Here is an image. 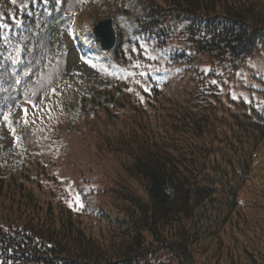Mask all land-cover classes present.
Instances as JSON below:
<instances>
[{"label":"trees","instance_id":"obj_1","mask_svg":"<svg viewBox=\"0 0 264 264\" xmlns=\"http://www.w3.org/2000/svg\"><path fill=\"white\" fill-rule=\"evenodd\" d=\"M98 1L133 19L135 39L118 29L109 57L123 73L75 127L97 154L100 113L119 127L106 153L125 176L96 181L109 196L94 210L56 193L57 159L30 155V112L62 78L72 15L93 3L0 0V127L20 111L24 152L11 207L0 203V264H264V0H139L132 18ZM158 58L176 67L172 97L144 69Z\"/></svg>","mask_w":264,"mask_h":264},{"label":"rangeland","instance_id":"obj_2","mask_svg":"<svg viewBox=\"0 0 264 264\" xmlns=\"http://www.w3.org/2000/svg\"><path fill=\"white\" fill-rule=\"evenodd\" d=\"M91 1L93 4L96 2L97 4H87L82 8L76 9L77 14L74 19L73 29L78 33L77 37H79L84 24L91 29L98 21L110 19L114 28V35L116 36L115 41L117 40L116 33L118 29L122 31L126 38H134L133 33L135 28L132 22L133 19L127 17V20H123V15H113L112 9L109 10L107 4H103L102 1ZM112 1L115 3H112V5L116 10L123 9L130 14L131 18L139 13V0ZM89 5L93 6V8ZM114 20L119 22L116 29L114 27ZM77 37L69 38L63 36L61 38L62 46H64L65 50L62 78L55 85L56 89L48 96L42 107L40 106V109L35 112L33 118L35 133H32L35 139L31 141L34 149L30 151V155L41 167L45 165V161L51 162L52 158L57 159L59 162V165L55 167L57 173L53 170V174L56 176L58 182L56 193L59 190H63L70 200L74 198L75 201L77 197L75 198L74 195L76 193L82 194L83 197H86V200H83L82 206L96 210L102 204V200L108 201L107 197L109 196L106 193L105 198L102 199L99 198L100 196L94 195V193H99L97 188L98 183L103 187L102 183L105 177H111V179L123 178L125 176L124 165L126 159L119 158L114 161L107 156L106 152L109 149H114L113 143L115 137L110 131L112 129L119 130V127H114L115 122L112 121H110L109 125H105L109 120L105 119L102 113H100L101 120L99 118V122H96L97 127H105L100 130V133L101 131L103 134L106 133L107 137H105L107 139L105 147L103 146L102 150L100 149L101 153H96L97 146L95 139L97 137L95 134L75 138L77 134L75 127H84L80 118L81 113L83 111L87 114L91 113V109L95 107L92 101L96 103L102 102L104 95L98 91L100 89L111 88L116 76V70L108 55H106V58L93 51L89 52L100 56L104 61L102 63L101 59V63L108 67L109 72H105L104 68L93 67L84 62L81 51L78 50V45L76 44V46L73 42L74 39H77L78 43ZM147 55L149 59L153 60V53H148ZM157 61L160 62L161 59L158 58ZM161 62V66L155 67L153 65L150 68L145 67L144 69L150 71L151 74L155 73L156 81L158 84L160 83L161 88L165 89L163 96L172 97V91L177 86L175 85V81L172 87L171 81L166 88L162 86L167 80L174 79L171 75L175 73L176 67H167L165 64L163 65V61ZM117 70L120 74L123 73L121 69ZM238 75L244 80L248 78V74L243 71L238 73ZM228 94L230 95V92ZM12 111L14 112L12 113L13 116L4 121V124L0 127V170L2 171L0 172V197L6 198V200L0 198V203H7L8 207H11V202L8 199L15 193L14 187L16 186L12 177L16 179L17 171L23 168L22 158L24 153L22 145L18 144V139L13 136L15 130L18 131L14 128H16L15 124L19 122L17 120L18 116L20 117V111ZM93 125L91 124L90 126L94 127L95 125ZM104 130H106L105 133ZM66 134L69 135L72 142H70L68 137H64ZM72 145L75 149H72ZM29 168L33 169L32 167ZM47 185L48 183L43 184L42 182V188ZM92 192L93 194H91ZM103 192H109V190L104 189ZM82 206L77 202V207ZM1 219H3L2 212H0Z\"/></svg>","mask_w":264,"mask_h":264},{"label":"water","instance_id":"obj_3","mask_svg":"<svg viewBox=\"0 0 264 264\" xmlns=\"http://www.w3.org/2000/svg\"><path fill=\"white\" fill-rule=\"evenodd\" d=\"M94 34L104 50H109L114 45V35L110 20H104L94 27Z\"/></svg>","mask_w":264,"mask_h":264}]
</instances>
